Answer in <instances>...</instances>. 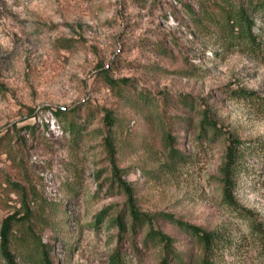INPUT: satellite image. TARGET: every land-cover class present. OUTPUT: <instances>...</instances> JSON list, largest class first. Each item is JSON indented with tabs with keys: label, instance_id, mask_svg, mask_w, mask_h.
I'll use <instances>...</instances> for the list:
<instances>
[{
	"label": "rangeland",
	"instance_id": "374dc122",
	"mask_svg": "<svg viewBox=\"0 0 264 264\" xmlns=\"http://www.w3.org/2000/svg\"><path fill=\"white\" fill-rule=\"evenodd\" d=\"M258 3L0 0V230L25 219L18 264H164L151 229L173 239L170 264H202L203 245L166 216L230 238L215 264H264ZM230 4L254 12L256 47L229 39ZM235 140L248 147L237 209L223 184ZM133 208L150 223L134 230Z\"/></svg>",
	"mask_w": 264,
	"mask_h": 264
},
{
	"label": "trees",
	"instance_id": "16d2710c",
	"mask_svg": "<svg viewBox=\"0 0 264 264\" xmlns=\"http://www.w3.org/2000/svg\"><path fill=\"white\" fill-rule=\"evenodd\" d=\"M264 9L263 3H258L256 9ZM227 16L224 20V25L228 28L230 36L229 39H239L240 42L247 43L252 47H256L257 37L255 35V17L254 12H248L243 6L235 7L230 4L227 10ZM67 109L57 110L54 115L59 119L62 115H65ZM109 124L114 125L113 119L109 118ZM203 135L208 136L209 133L216 134L219 130L217 125L213 123L209 117H205L201 124ZM248 149L242 141H232V144L228 148L227 163L224 167L223 184H224V200L227 205L237 209L234 198V190L236 187V175L240 170V164L244 157V151ZM131 193V191L129 192ZM243 214H247L245 211H241ZM103 213L101 216H105ZM131 218L133 220L132 228L135 230L138 227H143L145 224L150 223V218L146 215L139 213L135 208L132 209ZM166 219L174 223L179 229L185 231L191 239H196L198 243L203 245L204 257L202 264H215L214 258L221 248L232 245V240L218 233H208L193 225H189L182 221H176L170 216H166ZM118 226L122 233L127 231L126 224L122 218H118ZM25 222V219L19 218L16 214L4 219L0 230V253L6 264H18L16 257L11 250L12 239L14 237L15 228L17 225ZM149 238L158 240L163 243L166 249L167 258L164 264H170L169 256L172 255V259L177 260V256L174 253L173 239L165 236L154 229H151ZM45 255H47L45 253ZM44 261L46 264H51L48 256H45ZM113 264H122L116 257L112 260Z\"/></svg>",
	"mask_w": 264,
	"mask_h": 264
}]
</instances>
